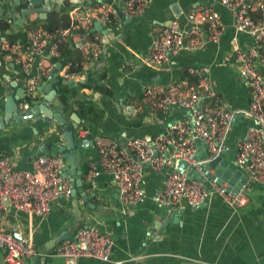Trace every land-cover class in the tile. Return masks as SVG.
Returning a JSON list of instances; mask_svg holds the SVG:
<instances>
[{
  "label": "crops",
  "instance_id": "obj_1",
  "mask_svg": "<svg viewBox=\"0 0 264 264\" xmlns=\"http://www.w3.org/2000/svg\"><path fill=\"white\" fill-rule=\"evenodd\" d=\"M21 1L25 5L29 4L28 1ZM94 1L62 0L57 3L55 0H48L50 8L45 15L47 16L50 10L64 11L67 6L69 10L75 5H91ZM114 1L116 4L117 0ZM42 3L41 1L40 5ZM18 4L14 3V0L1 1L0 18L6 19L11 14L18 13V9L24 7L17 6ZM197 4H212L218 11L224 26L217 41H207L192 51H177L161 66L140 62V57L150 46V24L165 23L176 16L179 25L185 27L184 11ZM171 5L175 6L176 15H173ZM249 13L255 18L260 11L254 6ZM37 15V10L32 11L24 17L22 26L12 20L5 29H0L4 33L17 34L18 37L14 40H21L24 36L23 27L27 23L39 21ZM102 26L106 29L105 32L90 30L98 35L99 53L93 55L82 46L79 47L81 51L72 50L75 57H84V67L80 74L69 78L61 77L66 59L65 56H60L61 64L51 84L55 90L52 107L60 109L68 122L72 120L73 113L80 118L73 108V99L80 98L85 103H91L94 111H97L95 119L85 121V128L79 127L83 121L81 118L75 127L78 128L75 140L87 139L85 135L90 133L89 139L77 148V167L80 169L81 183L75 191V205L72 204L71 195L68 199H54L50 203L49 211L42 217L27 215L10 207L1 215L0 224L7 228L9 223L15 222L25 233H29L38 251L37 255L45 256L43 264H62L61 257L54 253L58 233L61 230H70L72 234L77 227L85 224L111 233L113 245L110 260L80 257L76 264H113L111 259L126 258L132 254L141 255L134 264H264V184L250 182L247 185V202L242 208L234 210L220 197L212 195L197 206L183 203L177 209L180 211L178 220L166 223L165 218L160 215L164 207L155 202L153 195L160 187L164 175L162 169L144 168L141 181L145 197L133 207L120 204L109 173L101 171L86 180L89 162L96 156L94 144L90 142L92 139L95 141L100 137L105 140H122L131 135H151L163 130L168 121L181 114L182 109L173 108L164 115L146 105L135 115L124 114L120 109V102L127 97L138 99L144 84L163 83L172 78H180L187 66L201 64L207 67L213 85L228 107L246 105L247 88L237 72L232 73L229 69L230 62L223 60V55L230 49L232 38L242 43L247 41L244 35L235 31L232 12L221 5L219 0H150L140 13L128 16V19L119 15L115 22ZM68 37L71 49L72 46L79 45V41L76 42L74 37ZM6 42L7 39L0 41V49ZM50 58L48 47L35 53L31 59L29 75L35 74L38 61L52 63ZM0 60L4 66H1L0 70L8 74L7 79H14L16 85H21L23 75L19 74L18 65L1 52ZM129 63H132V66H129ZM257 67L264 74V66ZM52 68L53 66L51 70ZM50 72L38 85L49 78ZM57 78L75 90L64 94V100L59 96L55 85ZM70 79L73 83H67ZM84 79H87V86H81L79 83ZM9 89L14 94L15 86L10 85ZM124 93L126 96L121 99ZM44 94L42 88L35 92L39 97ZM22 98L17 97V102ZM248 121L250 120L240 117L233 123L231 136L239 137ZM29 124V121L17 122L7 129H1L0 135L18 131ZM61 131L62 125L52 120L41 133L6 143V150L0 153L7 155L15 167L28 168L37 146L46 140L51 139V148L44 151L45 153L61 154L54 148L65 142ZM82 161L87 162L85 171L81 167ZM66 163L67 161L65 165ZM156 221H159L157 225ZM152 224L155 227L148 233L147 229ZM1 255L0 250V264H3ZM24 264L42 263H35L27 256L24 258Z\"/></svg>",
  "mask_w": 264,
  "mask_h": 264
},
{
  "label": "built area",
  "instance_id": "obj_2",
  "mask_svg": "<svg viewBox=\"0 0 264 264\" xmlns=\"http://www.w3.org/2000/svg\"><path fill=\"white\" fill-rule=\"evenodd\" d=\"M149 1L122 0L120 8L123 14L134 16ZM219 2L232 12L235 31L247 38L244 43L232 38L228 53L223 55V60L237 67V74L247 88L246 105L228 107L213 85L207 67L201 64L187 66L180 78L142 85L138 99L124 98L120 109L126 115L137 114L144 105L164 115L173 108L183 109L179 116L166 123L163 130L151 135H131L122 140L98 137L93 142L96 156L89 162L86 180L101 171L109 173L122 206L133 207L143 201L145 191L141 180L145 167L164 171L160 187L153 195L159 206L169 209H179L183 203L197 206L217 195L235 210L245 206V190L250 182L264 184V74L257 67L264 66V0ZM114 3V0H95L88 6L75 5L67 11V26L58 27L53 32L24 26L23 39L5 43V54L22 72L20 83L24 98L34 97L36 86L54 64L40 60L35 74L29 75L31 59L42 48L48 47L51 56L59 57L56 41L71 35L76 42L79 41L77 47L82 46L93 55L99 53L98 35L92 33L85 38L86 33L94 20L107 24L118 19ZM254 6L260 13L252 18L249 11ZM184 19L185 27L179 25L176 16L165 23H151L150 46L139 61L161 66L177 51H192L207 41H217L224 26L212 4L187 8ZM81 70L64 69L61 77H73ZM237 113L250 121L235 139L230 133L232 119ZM196 139L204 150L200 155ZM228 146H233V163L246 173L235 192L228 189L225 180L211 179L201 166ZM177 159L198 170L200 177H188L185 172L177 170L174 167ZM64 166L65 160L60 153L36 155L31 158L28 168L15 167L7 155L0 153V217L10 207L27 215L42 217L49 211L52 200L68 199L71 187L62 175ZM213 169L207 167L210 173ZM7 226L0 224L3 264H24L25 257L37 256L31 235L25 233L18 223L11 222ZM63 232L61 230L58 235ZM112 245L113 237L109 231L85 224L58 240L54 253L61 257L62 264H76L80 257L107 261L110 260ZM140 256L132 254L111 259V262L134 264Z\"/></svg>",
  "mask_w": 264,
  "mask_h": 264
},
{
  "label": "water",
  "instance_id": "obj_3",
  "mask_svg": "<svg viewBox=\"0 0 264 264\" xmlns=\"http://www.w3.org/2000/svg\"><path fill=\"white\" fill-rule=\"evenodd\" d=\"M43 2L40 5V2ZM57 3L62 0H55ZM110 2V0H106ZM20 0H14V3L18 4ZM29 4L25 5L18 9V13L11 14L6 18L8 22L12 20H16L19 26L23 25L24 17L31 13L32 11H38L37 18L39 20H44L46 18V11L50 8V3L48 0H28ZM84 2V1H82ZM121 3L122 0H117L116 4H114L116 12L122 18L128 19V16L123 14L121 11ZM175 6L171 5L173 15H176V10H174ZM15 16L17 18L15 19ZM90 30H100L105 32V28L102 24L94 20L92 27ZM18 37L17 34L13 33H4L0 29V41L2 39L14 40ZM1 51V49H0ZM50 60L54 63L53 68L50 72L49 78L44 83H41L36 86V91L42 88L45 91L43 97H39L34 95V97L29 98V100H23V87L22 85H16V81L14 79L8 80V74L0 70V130L7 129L11 125L17 122L29 121V125L22 127L18 131H12L8 134L0 135V151L6 150V143L11 142L15 139H23L30 135H35L42 132L44 127H47L49 123L54 120L62 125L61 134L64 138V144L57 145L54 148L61 152V158L67 161L66 165L62 169V175L67 177L69 180V184L71 187V196H72V204L75 205V191L77 187H79L81 181L79 177L80 169L77 167V148L85 143L87 139L90 137V133H86L85 137L87 139H76L74 138V129L77 126V123L80 121V118L73 113L71 121H67L64 114L60 111V109H54L52 107L51 101L55 94V90L51 87L52 81L56 78L57 69L60 66V61L50 58ZM4 68L3 63L0 60V67ZM19 67V66H18ZM20 68V67H19ZM22 72L19 71V74ZM86 76V74H84ZM73 83V80L70 79L67 83ZM15 86L14 94H12L9 86ZM126 93H124L121 97L124 98ZM17 97H23L22 100L18 103ZM183 109V108H182ZM240 118L239 113L235 114L232 119V124L235 123ZM238 136H235V139ZM93 144V139L90 141ZM198 144V152L199 155L203 153L202 144L196 139ZM51 148V139L44 141V143L37 146V150L32 154L31 158L36 155L42 154L44 151L49 150ZM228 154V156H226ZM198 155V156H199ZM233 159V146H228L225 151L219 152L217 155L209 159L207 162H203L201 164L203 172L208 175L211 179L215 181H223L225 180L227 183V187L232 192H235L241 183L246 178V173L232 161ZM213 167V172L210 173L207 170V167ZM174 167L181 171L185 172L188 177H196L199 178L200 174L198 170L194 169L192 166L187 167V163L184 160L177 159ZM180 211L177 209L164 208L160 213L161 217L165 218V222L178 220ZM156 225L159 221H156ZM165 223V224H166ZM155 224V223H154ZM154 224H152L148 229L149 231L154 229ZM164 224V225H165ZM71 234L70 230L63 232L57 236V240L65 236H69ZM32 261L35 263H44L45 256L37 255L31 257Z\"/></svg>",
  "mask_w": 264,
  "mask_h": 264
},
{
  "label": "trees",
  "instance_id": "obj_4",
  "mask_svg": "<svg viewBox=\"0 0 264 264\" xmlns=\"http://www.w3.org/2000/svg\"><path fill=\"white\" fill-rule=\"evenodd\" d=\"M17 6H25V3L21 1ZM67 9H68V6L66 7L64 11L50 10L47 13V16L44 20H39L34 23L30 22V23L25 24V26L26 27H30V26L39 27L43 30L53 32L58 27H65L68 25L69 21H68V14H67L68 10ZM8 25H9V22L5 18H0V28L5 29ZM91 34L92 32L88 31L86 33L85 38H89ZM11 41L13 40H7V42H11ZM69 41H70L69 37L58 39L55 43V49L58 51L59 57L51 56V58H54L59 61L60 56H65L66 62L67 61L69 62V63L63 64L65 65V69H69V70L80 69L81 70L82 69L81 62L84 57H82L81 59L77 58L74 56L72 52V50L81 51V49H79V47L77 46H72V49H71V47L69 46ZM6 51L7 49L5 48V46H3L0 52L5 54ZM86 81L87 79H84L83 81H80L79 83L81 86H87ZM55 85H56L57 91L59 92V96L61 97L62 100H64V96H65L64 94H67L71 91L72 92L75 91V90H72L74 89V87L68 86L66 82L65 81L63 82L60 78H57ZM26 99L29 100V98H24V100ZM73 103H74L73 108L75 112L80 116L81 120L83 119L79 127L85 128L86 127L85 121L91 120L90 118L95 119L97 116V111H94L93 104L85 103L80 98L73 99ZM77 129L78 128L74 129V132H73L75 137H76ZM81 167H82V170L85 171L87 169V162L82 161Z\"/></svg>",
  "mask_w": 264,
  "mask_h": 264
},
{
  "label": "rangeland",
  "instance_id": "obj_5",
  "mask_svg": "<svg viewBox=\"0 0 264 264\" xmlns=\"http://www.w3.org/2000/svg\"><path fill=\"white\" fill-rule=\"evenodd\" d=\"M229 69L231 70L232 73L237 72V70H236L237 68L235 66H233V65L231 66L230 63H229ZM226 156H228V154H226Z\"/></svg>",
  "mask_w": 264,
  "mask_h": 264
}]
</instances>
